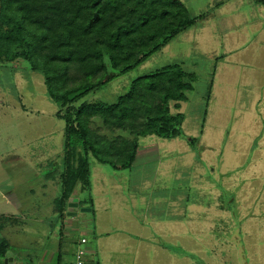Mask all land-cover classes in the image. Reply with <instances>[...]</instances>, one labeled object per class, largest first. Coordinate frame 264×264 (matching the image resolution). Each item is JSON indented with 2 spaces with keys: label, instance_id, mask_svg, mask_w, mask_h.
I'll list each match as a JSON object with an SVG mask.
<instances>
[{
  "label": "rangeland",
  "instance_id": "374dc122",
  "mask_svg": "<svg viewBox=\"0 0 264 264\" xmlns=\"http://www.w3.org/2000/svg\"><path fill=\"white\" fill-rule=\"evenodd\" d=\"M181 1L193 15L205 14L209 20L226 19L218 2L214 5V1L218 0ZM254 6L256 11L252 12ZM244 10L252 12L248 13L247 18H252L253 14H264V3H245L240 14H244ZM240 17L246 23L245 16ZM2 23L0 20V33L5 34L8 28ZM219 23L220 21H198L193 27L179 34L167 48L151 56L142 65L111 76L104 87L91 92L77 103H116L121 95L130 90L132 82L141 76L174 62H179L189 72L193 62L200 64V67L194 70L198 79L194 90L188 94L189 100L181 103V110L174 107L175 102L171 103L172 113L179 111L184 115L181 137H141L140 151L132 169L114 170L91 157L90 188L79 184L74 190L79 199L90 192L92 203H89L87 208L90 213L84 212L78 217L69 218L75 227L69 239L81 240V230L78 229L77 232L76 228L82 220L88 219L91 227L90 231H87L92 246L98 247L100 236L106 235L103 232L109 230L112 236L103 241L114 243V248L124 245L129 249V253L132 249V254L125 257L131 261L139 257L142 264H264V202L254 201L249 217L245 218L244 213L233 211L235 191L223 194L224 207L227 205L228 211L233 212L230 217L232 227H228L227 233L222 234L210 233L209 224L203 223L206 219H194L193 222L171 216V212H175L177 207L192 210V200L194 197L197 201L203 200V197L206 199L204 192H209L212 196L218 195L219 187L215 184L206 186L204 180L209 177L226 178L228 181L234 179L235 171L243 170L248 164V147H259V153L252 156L256 155L260 161L264 160V105L242 106L237 100L230 101L227 96L218 95L217 83L222 79L221 61L218 62L214 78L216 61L210 58V43L203 41V38L200 49H193V43L189 41L190 36H195L197 27H202V33L204 28V33L210 36V40L213 33L224 27ZM260 34L261 32L257 34L254 41H259ZM259 43L261 46L262 43ZM206 56L208 60L204 62ZM254 62L256 64L253 68L259 70L264 80V58H257ZM73 74L77 78L82 77L77 75L80 74L77 71H73ZM237 77L239 80L247 78L245 75ZM213 78L217 81L215 96L207 101L205 96L209 89L208 80ZM250 110L253 111L252 114H256L257 120L252 118V115L249 116ZM64 112L65 110L50 97L44 75L33 71L26 60L20 59L15 63L0 66V152H3V149H12L10 153L0 155V192L9 188L6 179L10 178L13 189L27 201L26 205L31 204L33 207L32 203L37 201L55 206L56 199L61 195L60 174L65 166ZM93 127L109 137L132 136L129 130L110 133L99 118H95ZM190 139L195 140L194 146L191 145ZM207 148L211 149V155L205 159ZM239 151L243 153L239 155L240 160H244L243 166H237L235 171L228 170L225 175L224 165L227 164V168L233 167ZM214 162L215 172L208 173L210 165ZM241 174L243 171L238 175ZM224 181L223 184L229 186L230 182ZM261 182L264 184V178ZM195 190L200 194H196ZM208 198L210 199L209 195ZM76 201V197L72 198V205H76ZM31 207L26 208L28 214H33ZM85 207L80 205L71 210L81 213ZM44 208L40 216L48 214L47 206ZM53 215L54 219L58 220L57 214ZM47 218L48 216L42 218L44 223ZM164 222L167 225L163 224ZM156 227H160V231L164 230L169 240L158 237L160 245H156L154 249L152 245L157 243L149 240L152 236L147 239L143 235L149 232L155 234ZM21 235L24 236V233ZM138 236L140 240L147 242L138 243ZM14 238L16 241L10 238L11 257L32 259L34 264H38L37 258L44 246L50 242L44 239L31 246L27 241ZM128 239L135 242L130 244ZM214 239H218L215 244ZM141 243L146 247H142L143 254H138L134 245ZM104 249L105 247H102V250ZM98 257L100 255L95 258ZM71 258L76 257L71 255Z\"/></svg>",
  "mask_w": 264,
  "mask_h": 264
},
{
  "label": "trees",
  "instance_id": "16d2710c",
  "mask_svg": "<svg viewBox=\"0 0 264 264\" xmlns=\"http://www.w3.org/2000/svg\"><path fill=\"white\" fill-rule=\"evenodd\" d=\"M205 16L191 14L181 0H0V20L8 28L0 33V66L26 60L65 110V166L55 201L59 221L77 185L90 188L91 157L114 170L132 169L141 137L183 135L184 115L172 113L171 103L180 108L196 75L168 64L135 79L116 103H77L111 76L142 65ZM95 118L110 133L129 130L131 138L101 133L93 127ZM87 203L90 197L79 202ZM8 253L0 239V264Z\"/></svg>",
  "mask_w": 264,
  "mask_h": 264
},
{
  "label": "crops",
  "instance_id": "0c3cea01",
  "mask_svg": "<svg viewBox=\"0 0 264 264\" xmlns=\"http://www.w3.org/2000/svg\"><path fill=\"white\" fill-rule=\"evenodd\" d=\"M253 1H255L256 4L264 3V0L214 1V5L216 2H218V6L220 7L221 11L223 10V12L225 13L226 19L209 20V18L206 19V17H204L202 20L206 22L220 21L219 25H223L224 27L221 28L219 32L213 33L210 40H208L210 36L204 33L205 32L204 28H203V33L201 32L202 27H197L195 29L197 31L195 36L194 37L190 36L189 38L190 43H193L192 44L193 49L195 47L196 48L198 47L200 49V42L202 41L203 38H205L203 41L210 43L211 53L209 55L211 59L214 58L216 61L213 70L214 78L217 73L218 62L221 61L220 65L222 67L220 65L219 66L221 68L220 73L222 72V74H220L222 79H219V84L217 83V81H214V78L208 80L209 89H207L205 96L207 101H210L215 96L214 91H216L215 85L217 83V85L219 86L217 88L218 95H221L223 97L227 96V98L230 101L237 100L239 101L240 105L242 106L246 105L249 107H255V106L258 107L264 105V80L262 79L259 70L253 68V65L256 64L254 62L255 59L264 58V14H260V15L253 14L252 18H247L248 13L250 14L256 11V6L252 8V12L248 10H244L243 11L244 14H240V10L243 8L245 3H252ZM241 15L245 16L246 23H244V21L241 20L240 17ZM202 20H200L199 22H202ZM260 32H261L260 34L261 36L259 37L258 40L262 43L261 46L259 41H254L255 37ZM169 44H167L163 49L167 48ZM205 55L208 56V53H206ZM207 56L204 62L208 60ZM253 58L255 59L253 60ZM174 63L180 64L179 62H174ZM259 63L262 64V61L259 60ZM181 67L183 68L182 65ZM197 67H200V64L198 65V63L193 62L191 66L192 70L190 69L191 70L190 72L196 75V81L198 77H197V73L194 70H196ZM238 75L239 76L245 75L247 78L239 80V78L237 77ZM195 83L196 82H194V85ZM190 92L187 93V96ZM188 100H189V96L187 100L183 102H187ZM180 105H181L180 108H177L178 110L182 109V104ZM252 112L253 111L250 110L249 116L252 115L251 117L257 120L256 114H252ZM261 115L263 116V114ZM179 137L181 136H178L174 139H177ZM209 148L206 149L205 159L206 157L208 158L211 155V149L209 150ZM10 149L11 148L3 149V152H0V155L10 153L12 150ZM248 149H249L248 154H250V156L248 160L246 159L248 161V164H246V167H244L243 170L238 169L240 170L239 172L235 171L237 169V166H243L242 161L244 160L241 161L239 157V155L243 153H240V151L238 154V158L237 156L235 158V162L232 165L233 167L227 168V164L224 165V167L226 166L223 171L225 175H227L228 170L234 169L235 171L234 179H229L230 181H228V179L226 180V178L209 177L207 180H204L206 186L207 184L208 185L215 184L219 187L218 190L220 193L218 195L212 196V194H210L209 192L206 193L204 192L203 195H205L206 199L202 196L203 200L201 201L195 200L194 197L192 202H194L195 204L193 203L192 205H190L192 210H183L182 208L179 209V207L175 206L177 207V209H175V212L173 211L171 212L172 218L182 217L184 219H187V221L193 220V222L194 219L199 220L203 218L206 219L203 223H207L210 226V233L214 232L215 234L218 233L222 234V233H227L226 229L228 227H232V222H230L231 221L230 217H232L231 213L233 211L235 212V210H237L238 213H244L245 218H247V216L249 217V212H251L250 209L252 208V203L254 201H259L261 203L264 202V184L261 182V180L264 178V160L260 161L259 157H256V155L255 157L252 156L255 153L256 154L259 153L260 150L259 147L251 146L248 147ZM215 167H216V163L214 162V164L210 165V169L208 173H214ZM244 170H246V172ZM242 171L243 174L238 175ZM208 180L210 181L208 182ZM223 180H225L224 183L226 181L230 182L229 186L224 185ZM231 180L233 182H231ZM6 181L8 182L7 185L9 186V188L7 190H3L0 192V239L4 240L9 247L8 257L12 256L11 254L12 242L10 238L13 239L14 241H16L14 237H16V239H18L19 241H27L28 243H30L31 246L35 245L36 242L38 241H43L44 239H47V241L50 242L44 246L45 248L42 250L39 257L37 258L38 264H72L75 258H71V255L73 257L76 256V251L79 246L80 239L74 238L73 240H71L68 238L72 235L71 231L75 229L73 225V221L69 220V218L78 217L79 215H82V213L84 212L90 213V210L87 209L88 203L82 204V206L84 205L86 207L85 210L81 213H75V211H72L71 209L80 206L79 204L80 200L84 201L88 199L90 197V192L88 193V195L86 194L82 195L84 197L81 199H79L80 197L77 193L74 194L73 198L75 197L77 198L76 201L77 204L72 205L71 202L68 205L66 216L63 218V221H59L54 219L53 214L56 215L55 206L51 204L44 205V203L41 204L37 201L36 202L34 201L32 203L33 207H31V204L26 205L27 201H25L22 197H20L18 192L13 189L12 179L7 178ZM1 188L2 186L0 185V189ZM231 191H235V195H234L235 200H234V206L232 212L228 211L227 205H225L226 208L223 205V202L225 201L224 200L225 196L223 194H227ZM195 193L200 194V192L197 193V190H195ZM208 195L210 199L208 198ZM188 203H190V200H188ZM45 206H47L48 214H43V216H40V212L45 210L44 208ZM27 207H31V211H33L32 212L33 214L27 213L28 211L26 210ZM196 207L198 209H196ZM34 212H37L38 214H35ZM262 215L264 217V213ZM46 216H48V218L47 220H45L44 223L43 222L44 219L42 218ZM87 220H82L80 225L76 228L77 232L78 229L81 230V236H80L81 239L85 237L87 238V243L84 245V248L87 251V255H86L87 264H142V261L139 259V257H135L133 261L125 257L126 255L132 254L131 253L132 249H130V253H129L128 251L129 249L124 245L121 246L120 248H114L113 247L114 243H111L109 241H103V239L105 240V238L112 236L111 235L112 232H109V230L103 232L106 233V235L102 237L100 236L99 238L100 242L98 247L92 246L91 240L89 241V236L87 231L88 229L90 231L91 224ZM163 224L167 225L166 222H164ZM233 225H235V222L233 223ZM39 227L40 229L41 228L42 229L40 230ZM160 227L155 228L154 230L155 234L149 232L143 235L147 237V239L149 236H152V238H150L149 240L150 241L154 240L155 243H157L152 245L154 249L156 245H160L159 244L160 242L157 241L158 237H160L162 240H169L168 234L164 230L160 231ZM21 233H24V236L21 235ZM127 233L130 234V232ZM139 238L140 236H138L137 239L138 243L139 241L147 242V240H140ZM216 240L215 239L213 240L214 244ZM134 242L135 241L133 240H129L130 244ZM138 245L137 244L134 245L136 252H138V254L139 253L143 254L144 249L142 247L145 248L146 246L143 245V243H141L139 245L141 247L140 248ZM132 246L133 245H131V248ZM102 247L103 248L105 247V249L102 250ZM164 249L166 248L164 247ZM98 255H100V257H98V259L95 258ZM24 261L28 262L27 264H34L32 259H20V258L17 259L13 258L12 263L25 264Z\"/></svg>",
  "mask_w": 264,
  "mask_h": 264
},
{
  "label": "built area",
  "instance_id": "2783aa9c",
  "mask_svg": "<svg viewBox=\"0 0 264 264\" xmlns=\"http://www.w3.org/2000/svg\"><path fill=\"white\" fill-rule=\"evenodd\" d=\"M87 243V239L83 238L80 240L79 246L76 251V258L72 264H87L86 262V255L87 251L84 248V245Z\"/></svg>",
  "mask_w": 264,
  "mask_h": 264
},
{
  "label": "water",
  "instance_id": "95a60500",
  "mask_svg": "<svg viewBox=\"0 0 264 264\" xmlns=\"http://www.w3.org/2000/svg\"><path fill=\"white\" fill-rule=\"evenodd\" d=\"M12 262H13V258L8 257L5 259L4 264H13Z\"/></svg>",
  "mask_w": 264,
  "mask_h": 264
}]
</instances>
